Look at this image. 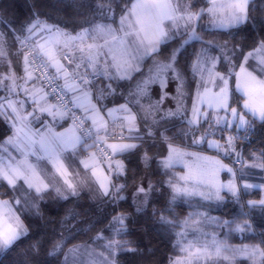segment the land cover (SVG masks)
<instances>
[{
    "label": "snow or ice",
    "instance_id": "1",
    "mask_svg": "<svg viewBox=\"0 0 264 264\" xmlns=\"http://www.w3.org/2000/svg\"><path fill=\"white\" fill-rule=\"evenodd\" d=\"M114 2L97 5L98 16L71 30L37 11L19 27L0 16V122L10 132L0 138V253L15 250L29 236L25 220L43 218L46 197L68 201L90 187L107 206V223L91 244L69 248L62 264H119L120 253L140 251L122 239L131 216L121 202L131 197L136 213H146L167 190V206L152 210L155 221L174 233L167 264H219L221 258L231 262L237 256L264 264V239L230 246L203 230L213 223L244 232L251 224L210 217L191 203L194 197L223 201L222 192L240 203L242 191L264 190V184L246 182L236 143L239 132L251 130L255 120L264 123V38L251 46L217 39L256 31L257 24L264 31V21L252 15L254 0H204L200 7L192 0H123L116 5L119 13ZM205 17L207 25L201 23ZM172 82L175 96L169 91ZM153 85L159 86L156 93ZM169 99L175 108L164 107ZM173 118L187 124L180 134L190 139L187 147L207 145L216 155L177 145L167 134ZM225 131L230 134L224 136ZM148 141L159 143L158 159L147 150L139 158L146 168L155 163L166 179L134 180L129 192L124 160ZM251 159L247 167L264 170V151ZM177 165L185 171H172ZM180 198L192 208L183 220L170 215ZM247 206L264 208V198ZM76 215L70 210L65 220ZM65 231L49 241L50 256L75 238L71 228ZM39 245L31 246L33 255Z\"/></svg>",
    "mask_w": 264,
    "mask_h": 264
},
{
    "label": "trees",
    "instance_id": "2",
    "mask_svg": "<svg viewBox=\"0 0 264 264\" xmlns=\"http://www.w3.org/2000/svg\"><path fill=\"white\" fill-rule=\"evenodd\" d=\"M122 2L123 0H115L112 5L117 13H119V8L116 5ZM192 2L197 7H200L203 5L204 0H192ZM101 3H105V0H0V16H2L5 22L11 21L19 27L32 16L33 11H37L41 14V18L47 19L49 23H60L62 27L67 26L68 30H71L74 26L82 24L85 20L98 16L97 5ZM252 7L254 9L252 15L257 21H264V0H254ZM206 20L207 17L201 23L206 24ZM256 28V31H240L234 37L225 33L218 36L217 39L221 42L223 40H232L234 43H247L251 46L256 40L264 38V31H259V24L256 25ZM233 31L235 32L236 30ZM196 47H199V45H196ZM192 50L190 47L188 53H191ZM167 54V52L164 53L165 56ZM180 63L183 65L184 60L182 59ZM173 122L175 123V127H172ZM166 126L169 128L167 134L175 137L176 144H190V139H184L180 135L182 130L187 128V124L182 122L180 118H174ZM8 134H10L8 128L3 122H0V138ZM236 143L238 151L244 157V161L252 163L251 157L253 155L259 156L264 151V123L255 120L252 129L241 134ZM151 145L152 142L148 141L142 146L139 153L129 155L124 160L127 167L129 192L132 190L134 180L139 183L144 178V166L139 158L143 154V151L147 150L150 156L158 159L157 154L161 151V147L159 143L155 146ZM178 170L182 169L174 168L172 171L178 173ZM148 172L149 179L153 183L166 179V177L160 175L155 163L150 164ZM244 172L251 171L244 169ZM260 174L264 180V170H261ZM245 178V180L249 179L247 175H245ZM157 189L159 191L158 184ZM261 193V190L249 189L248 193L245 192V195L259 198L261 197ZM169 196L170 191L165 190L163 198L153 200L146 213H136L131 197L121 202L122 209L131 216L129 233L123 236L122 239L130 241L131 246L137 247L140 251L137 253H120L117 257L119 264H167L168 256L173 251L172 242L175 238L174 233L155 221L152 217V210L153 208L157 210L165 208ZM244 198L247 201V197ZM191 203L193 205L199 204V210L207 212L211 217L230 218L231 220H235L236 223L248 219L247 212L242 207L240 210V206L230 204V201L226 202L225 211L218 210L215 203L202 201L200 198H193ZM106 207L100 198L95 199L88 191H82L78 198H70L68 201H60L54 195L46 197L45 202L41 203L43 218L35 215L28 216L25 222L29 227V236L18 241V247H15V250L1 253L0 264H20V261L23 260H27L28 264H62L64 253L67 249L84 242L91 243L92 237L96 235L97 231L105 227L107 223L105 216ZM171 207L172 212L170 215L176 217L178 220H183L192 211L189 202L184 198L177 200ZM70 210L77 214L76 219L65 220ZM107 211L110 212V209H107ZM165 215H169V213H165ZM102 220L103 223H98V221ZM61 221H64L63 228ZM209 225L208 223L207 227L213 226L212 224L211 226ZM66 228L73 230L75 238L70 239L62 252L50 256L48 253L52 250V245L49 241L53 238H58L61 232L67 234ZM76 229H81L82 231L76 232ZM175 231H179V229ZM105 234L108 235L109 233L106 232ZM232 234L233 238L235 237L236 239L235 241H238L236 233ZM244 240L245 238L243 237L241 241L244 242ZM38 241L40 242L39 254L33 255L31 246ZM93 246L101 250L97 245L93 244Z\"/></svg>",
    "mask_w": 264,
    "mask_h": 264
},
{
    "label": "rangeland",
    "instance_id": "3",
    "mask_svg": "<svg viewBox=\"0 0 264 264\" xmlns=\"http://www.w3.org/2000/svg\"><path fill=\"white\" fill-rule=\"evenodd\" d=\"M204 25H206V24L204 23ZM158 88H159L158 85H153L152 86L153 93H156L158 91ZM169 91H170L171 96H175V92H176V83L175 82L170 83ZM157 98L158 97L154 94L153 95V100H155ZM145 102H147V101H145ZM186 104H187V106L189 108L191 107V98H188L186 100ZM175 106L176 105H175V101L174 100L169 99V100H166L164 102V107L175 108ZM247 119L252 120V117L249 116V117H247ZM58 130H60V129H58ZM245 132L246 131L241 130L239 132L238 136H240L241 134H244ZM229 134L230 133L228 131H225L223 133L224 136H227ZM231 134L237 135L235 132H232ZM220 135L221 134L218 132L216 138L219 139ZM237 141H238V139H237ZM221 142H223V141H221ZM177 145H180L181 147H184L185 150H187V151L201 152L203 155H208V156H215L216 155V152L214 150L207 148V145H203V147L202 146L201 147L200 146L187 147V145H183V144H177ZM223 162L228 164V163H230V160L228 158H225ZM250 164H251L250 162H246L245 161V169H249L251 171V172H244V174L247 175L248 178H249L248 180H246V182L247 183H251V184H257V185L264 184L263 177L260 174L261 169L260 168H249V167H247V165H250ZM143 166H144V164H143ZM149 167L146 168L144 166V178H143V180H144L145 183H147V181L150 180L149 176H148ZM236 167L239 168L240 165H236ZM175 168H181L182 169V170H178V173L185 171V169L183 168V165H177ZM220 179L222 181L226 180L227 179V174L226 173H221ZM237 183L239 184L240 182L238 181ZM255 189H258V190L262 191L261 197H259V198H255L253 196L249 197L247 194L245 195V192L242 191L241 192V197H240V203H237L234 200V198L227 192H222L221 193V195L224 196V200L223 201H216L214 199L206 201V202L215 203L217 205L218 210H220V211H225V209H226V205L225 204H226L227 201H230V204H233L235 206H240V210H241V207H242V209H244L247 212L248 219L246 221H241V222L238 221V222L239 223H249V224H251V226H252L251 229L246 230L244 232H239V231L235 230V227H232V230H229L227 228L221 229L220 227H217L213 223H209L210 224L209 226H211V224L213 225L212 227H207V225H208V223H207V224L204 225L203 230L205 232H208V233H216V234H218V238L220 240L225 241L230 246H237L238 247V246H241V245H244V244H258L261 239H264V208H261V207L252 208V207H249L247 205H248V201H250V200L251 201H259L261 198H264V190H262L260 188H255ZM251 190H254V189H251ZM82 191H88V193H91L95 199H99V197L96 196L93 193V191L90 189V187H85V188H83ZM247 193H248V191H247ZM244 197H247V201H245ZM194 198H200V197H194ZM180 199H182V198H180ZM177 200H179V199H177ZM214 217L215 218H219L218 216H214ZM219 219L220 220H224L223 218H219ZM225 219L231 220L230 218H225ZM232 233H236V235L238 236V241H235L236 239H235V237L233 238V234ZM243 237L245 238L244 242L241 241ZM84 243H81V244H84ZM87 243H89V242H87ZM89 244H91V243H89ZM91 246L93 248H95L97 251H100L95 246H93V245H91ZM72 247H70V248H72ZM227 255H229L231 257L232 253H227ZM219 264H252V262L247 260V259H244L243 257L237 256L231 262L230 261H224L221 258Z\"/></svg>",
    "mask_w": 264,
    "mask_h": 264
},
{
    "label": "crops",
    "instance_id": "4",
    "mask_svg": "<svg viewBox=\"0 0 264 264\" xmlns=\"http://www.w3.org/2000/svg\"><path fill=\"white\" fill-rule=\"evenodd\" d=\"M209 23V21H208V18H207V20H206V25Z\"/></svg>",
    "mask_w": 264,
    "mask_h": 264
}]
</instances>
